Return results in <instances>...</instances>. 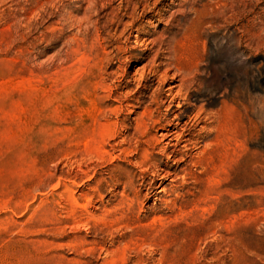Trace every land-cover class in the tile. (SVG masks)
Listing matches in <instances>:
<instances>
[{
  "label": "rangeland",
  "instance_id": "374dc122",
  "mask_svg": "<svg viewBox=\"0 0 264 264\" xmlns=\"http://www.w3.org/2000/svg\"><path fill=\"white\" fill-rule=\"evenodd\" d=\"M0 264H264V0H0Z\"/></svg>",
  "mask_w": 264,
  "mask_h": 264
}]
</instances>
